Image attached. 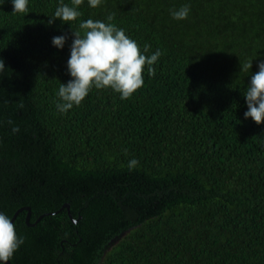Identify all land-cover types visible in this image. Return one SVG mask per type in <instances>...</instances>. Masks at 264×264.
<instances>
[{
	"label": "trees",
	"instance_id": "16d2710c",
	"mask_svg": "<svg viewBox=\"0 0 264 264\" xmlns=\"http://www.w3.org/2000/svg\"><path fill=\"white\" fill-rule=\"evenodd\" d=\"M59 5L0 0V213L29 207L33 224L14 219L24 243L9 264H264V122L244 117L264 0H83L76 21L49 25ZM88 19L162 55L130 98L93 87L61 113L72 30Z\"/></svg>",
	"mask_w": 264,
	"mask_h": 264
},
{
	"label": "clouds",
	"instance_id": "9594fccd",
	"mask_svg": "<svg viewBox=\"0 0 264 264\" xmlns=\"http://www.w3.org/2000/svg\"><path fill=\"white\" fill-rule=\"evenodd\" d=\"M102 0H88L92 8L100 6ZM83 0H71V6L60 0L53 17L48 19L51 25L54 20L62 22L76 21L82 15L78 6ZM14 13H29L28 0H12ZM190 12L189 5H183L179 10L172 11L173 19L184 20ZM114 19V14L107 17L108 21ZM72 30V29H71ZM83 31V35L81 33ZM72 44L67 68L73 78L67 84H61L58 91L60 103L57 110L67 112L74 105L79 106L89 91L111 88L120 94L121 99H128L144 84V69L147 65L149 76L155 75L152 67L162 52L157 49L150 56L145 55L150 45L145 44L143 53L136 41L125 34V30L117 28L113 23H105L99 20L88 19L79 24V30H72ZM66 36L53 37L52 44L58 49L63 48ZM252 62L242 66L243 71H248ZM259 71L252 75L247 90L244 94L248 111L244 113L245 119H251L257 124L264 122V60L258 64ZM5 65L0 60V71ZM11 124L12 122L9 121ZM13 133L19 131L18 127L12 129ZM139 161L135 158L129 161V170L134 169ZM24 243L23 237H18L11 220L0 213V262L8 264L13 254Z\"/></svg>",
	"mask_w": 264,
	"mask_h": 264
},
{
	"label": "water",
	"instance_id": "95a60500",
	"mask_svg": "<svg viewBox=\"0 0 264 264\" xmlns=\"http://www.w3.org/2000/svg\"><path fill=\"white\" fill-rule=\"evenodd\" d=\"M63 209H66V210H67V212H68V216H69V218L71 219V215H70V212H69V206H68L67 204L63 205V206L61 207V209H60L58 212H60V211L63 210ZM23 210H26V211H27V215H26V224H27L28 226H32L33 224H29V218H30V208H29V207H27V208H22V209L17 210V211L15 212V214H14V215L12 216V218H11V222L13 223V221H14V219L16 218V216L18 215V213H20V212L23 211ZM58 212H56V213H58ZM56 213H51V214H56ZM47 215H49V214H44V215L40 216V217L36 220V222H38L41 218H43V217H45V216H47ZM73 222L76 223V221H73ZM0 264H4V262H0ZM8 264H9V262H8Z\"/></svg>",
	"mask_w": 264,
	"mask_h": 264
}]
</instances>
